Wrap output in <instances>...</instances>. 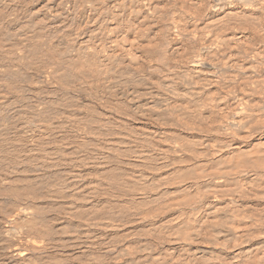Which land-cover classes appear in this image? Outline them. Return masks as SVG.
I'll use <instances>...</instances> for the list:
<instances>
[{"label": "bare ground", "instance_id": "6f19581e", "mask_svg": "<svg viewBox=\"0 0 264 264\" xmlns=\"http://www.w3.org/2000/svg\"><path fill=\"white\" fill-rule=\"evenodd\" d=\"M0 264H264V0H0Z\"/></svg>", "mask_w": 264, "mask_h": 264}]
</instances>
